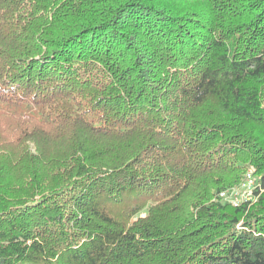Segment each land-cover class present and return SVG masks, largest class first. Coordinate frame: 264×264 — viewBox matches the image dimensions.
<instances>
[{
  "label": "trees",
  "instance_id": "obj_1",
  "mask_svg": "<svg viewBox=\"0 0 264 264\" xmlns=\"http://www.w3.org/2000/svg\"><path fill=\"white\" fill-rule=\"evenodd\" d=\"M0 264H264V0H0Z\"/></svg>",
  "mask_w": 264,
  "mask_h": 264
},
{
  "label": "built area",
  "instance_id": "obj_2",
  "mask_svg": "<svg viewBox=\"0 0 264 264\" xmlns=\"http://www.w3.org/2000/svg\"><path fill=\"white\" fill-rule=\"evenodd\" d=\"M260 186L257 182L254 170L252 168L247 170L245 180L237 186L219 193V197L226 202H230L237 206L242 201L250 200L253 198V191Z\"/></svg>",
  "mask_w": 264,
  "mask_h": 264
},
{
  "label": "rangeland",
  "instance_id": "obj_3",
  "mask_svg": "<svg viewBox=\"0 0 264 264\" xmlns=\"http://www.w3.org/2000/svg\"><path fill=\"white\" fill-rule=\"evenodd\" d=\"M246 173H247V172H246ZM245 178H246V174H245L244 180H245ZM244 180H243V181H244ZM243 181H242V182H243ZM242 182H241V183H242ZM239 184H240V183H239ZM239 184H238V185H239ZM236 186H237V185H236ZM142 214H144V213H142Z\"/></svg>",
  "mask_w": 264,
  "mask_h": 264
}]
</instances>
